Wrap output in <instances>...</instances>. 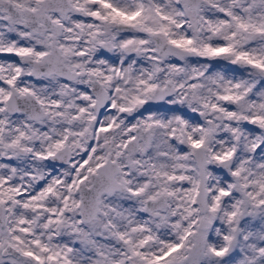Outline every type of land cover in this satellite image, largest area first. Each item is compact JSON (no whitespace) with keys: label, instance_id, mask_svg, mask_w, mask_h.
I'll return each mask as SVG.
<instances>
[{"label":"snow or ice","instance_id":"1","mask_svg":"<svg viewBox=\"0 0 264 264\" xmlns=\"http://www.w3.org/2000/svg\"><path fill=\"white\" fill-rule=\"evenodd\" d=\"M0 264H264V0H0Z\"/></svg>","mask_w":264,"mask_h":264}]
</instances>
